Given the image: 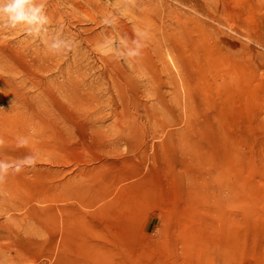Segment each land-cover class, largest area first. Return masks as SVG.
Here are the masks:
<instances>
[{
    "label": "rangeland",
    "instance_id": "rangeland-1",
    "mask_svg": "<svg viewBox=\"0 0 264 264\" xmlns=\"http://www.w3.org/2000/svg\"><path fill=\"white\" fill-rule=\"evenodd\" d=\"M37 2L72 47L0 30V264H264V0Z\"/></svg>",
    "mask_w": 264,
    "mask_h": 264
},
{
    "label": "clouds",
    "instance_id": "clouds-1",
    "mask_svg": "<svg viewBox=\"0 0 264 264\" xmlns=\"http://www.w3.org/2000/svg\"><path fill=\"white\" fill-rule=\"evenodd\" d=\"M48 17L43 3L37 0H0V30L15 29L19 25L26 26V32L34 39L45 40L48 50L54 54L72 47V42L59 35L47 39ZM10 165L0 162V180L3 179ZM18 170V169H17Z\"/></svg>",
    "mask_w": 264,
    "mask_h": 264
}]
</instances>
